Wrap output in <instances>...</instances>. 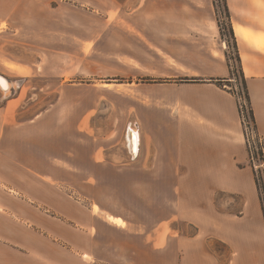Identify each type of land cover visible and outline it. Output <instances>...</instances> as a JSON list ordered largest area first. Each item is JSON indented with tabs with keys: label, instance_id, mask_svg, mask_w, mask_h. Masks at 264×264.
Wrapping results in <instances>:
<instances>
[{
	"label": "crops",
	"instance_id": "crops-1",
	"mask_svg": "<svg viewBox=\"0 0 264 264\" xmlns=\"http://www.w3.org/2000/svg\"><path fill=\"white\" fill-rule=\"evenodd\" d=\"M56 2L81 13L79 19L67 14V22L98 21L109 28L102 35L113 49L105 55L111 77L127 81L140 127L136 172L125 175L181 184L172 194L155 195L176 197L171 210L160 206L155 213L147 203L105 201L118 195L105 188L108 166L97 147L85 167L69 159L66 164L77 172L66 167L58 175V160L42 159L52 150L41 143L59 134L56 114L48 109L19 121L18 92L0 107V264H264V214L239 103L211 82L231 75L213 0ZM39 3L0 0V27L9 24L6 38L17 35L9 32L12 24L24 22L27 8ZM227 3L264 139V0ZM91 28L82 27L80 49L101 54L98 49L108 48ZM5 49L0 42V59ZM89 119L77 117L75 129L87 128ZM114 176L121 180L122 173ZM57 182L79 185L68 193ZM220 193L246 200L241 216L219 211Z\"/></svg>",
	"mask_w": 264,
	"mask_h": 264
},
{
	"label": "rangeland",
	"instance_id": "rangeland-1",
	"mask_svg": "<svg viewBox=\"0 0 264 264\" xmlns=\"http://www.w3.org/2000/svg\"><path fill=\"white\" fill-rule=\"evenodd\" d=\"M216 3L215 6L213 0L215 13L220 20L221 38L226 46V54L231 57L232 71L235 72L231 83L224 81L220 84L238 95L239 102L241 101L245 108H249L235 48L237 39L235 36L234 40L230 34V23L226 17L223 0H217ZM30 13H33L32 16ZM72 13L77 19L81 17L76 7L71 8L56 0H40L35 9L27 8L24 22L15 21L10 27L9 32L17 35L20 32V37L15 35L6 38L5 30L9 24L2 23L0 42L6 49L3 52L4 59H0V75L9 80L15 90L11 88L7 91L0 86V107L7 99L22 92L19 121L31 120L48 109L54 110L59 134L52 140L41 139V143L48 149L47 151L50 147L52 150V153L43 151L45 154L42 155V159L58 160V175H62L61 169L66 167L74 168L73 171L77 172V167L66 164V160L69 159H74L75 165L85 167L91 149L97 147L96 151H99L97 157L108 166L104 172L105 188L115 191L118 195L116 200L112 197L105 198L106 202L114 204L116 201L115 205L119 202L127 206L147 203V206H153L155 213L159 211L160 206L168 205L171 210L176 197L155 195L172 194L181 183H147L135 181L125 175L136 172L133 161L137 159V155H132L128 133L131 124L137 122V111L127 99L128 86L123 85L127 84V81L111 77L114 73L112 64L108 62L111 58L105 55L111 56L113 49L106 41L105 35H102L103 31L109 28L98 21L67 22V14ZM72 25L74 29H71ZM83 26H91L94 36L102 35V48L108 49H98L101 54L93 52L90 47L80 49ZM221 28L224 29L223 36ZM91 29L85 34L91 32ZM108 84L112 86H107ZM21 86H24L23 89ZM247 112L248 110L245 111L246 114ZM83 114L89 115L90 123L87 128L85 127L86 129L81 127L76 130L77 117ZM247 122L246 132L251 144L254 147L258 144L263 146L264 139L257 136L249 118L246 119ZM249 165L251 166L250 160ZM254 169L263 171L264 163L257 160ZM116 173H122L121 180L115 178ZM57 184L60 189L68 193L79 185L74 183L75 187H72L63 182ZM90 184L95 185L94 182ZM141 195L143 198L140 197ZM216 203L219 211L232 216H241L246 200L242 196L220 193L217 195ZM187 230L193 232L190 227ZM217 249L221 252L225 251V247L220 243L217 244Z\"/></svg>",
	"mask_w": 264,
	"mask_h": 264
},
{
	"label": "trees",
	"instance_id": "trees-1",
	"mask_svg": "<svg viewBox=\"0 0 264 264\" xmlns=\"http://www.w3.org/2000/svg\"><path fill=\"white\" fill-rule=\"evenodd\" d=\"M216 1L217 0H214V3H215V6H216ZM224 4H225V13H226V17L230 23V34L232 36V38L235 40V35H234V31H233V28H232V22H231V15H230V12H229V8L227 6V2L226 0H223ZM218 7V5H217ZM220 22V20H219ZM221 31H222V36H223V31L224 29L221 28ZM235 48H236V51H237V58H238V62L240 64V68H241V72H242V78L244 80L243 82V85H244V89H245V97H246V101L247 103L249 104V108H245L244 111L248 110L247 114L245 113V117L246 119L249 118L250 121H251V125L254 129V131L257 133V136L260 137V135L258 134L257 132V125H256V120H255V116H254V112H253V109H252V106H251V100H250V95H249V91H248V85H247V79L245 77V74H244V71H243V67H242V63H241V57H240V54H239V50H238V47L236 45V42H235ZM227 56V61H228V64H229V67H230V72H231V75H230V79H222V80H211V82L213 83H216L218 86L220 87H223L220 83L224 82V81H227L228 83H231V79H234L233 77L235 76V72L232 71V67H231V57L229 56V54L227 53L226 54ZM183 82H200V80L198 79H185ZM228 92H230L233 96L236 97L238 103H239V108H240V113H241V117H242V121H243V127H244V131H245V135H246V139H247V148H248V151H249V157H250V164H251V167L254 168L255 165H256V162L258 160L259 161H262L264 163V145L263 146H260L258 144L257 147H254L251 142H250V139L247 135V132H246V123H245V120L243 119V111L241 109V105H240V102H239V96L236 95L235 93L231 92L230 90L226 89ZM261 138V137H260ZM256 160V162H255ZM254 175H255V181H256V185H257V188H258V192H259V198H260V202H261V205H262V210H263V214H264V170L263 171H256L254 169Z\"/></svg>",
	"mask_w": 264,
	"mask_h": 264
},
{
	"label": "built area",
	"instance_id": "built-area-1",
	"mask_svg": "<svg viewBox=\"0 0 264 264\" xmlns=\"http://www.w3.org/2000/svg\"><path fill=\"white\" fill-rule=\"evenodd\" d=\"M240 105H241V109L243 111V119L245 120V123H246V117H245V111H244L245 107H244V104L242 102L240 103ZM246 124H248V122ZM129 128H131L129 133H128V137L130 140V150L133 152L132 153L133 156L134 155L138 156V151H139V146H140L139 123L134 122V124L132 123ZM136 140H138V143H136Z\"/></svg>",
	"mask_w": 264,
	"mask_h": 264
},
{
	"label": "bare ground",
	"instance_id": "bare-ground-1",
	"mask_svg": "<svg viewBox=\"0 0 264 264\" xmlns=\"http://www.w3.org/2000/svg\"><path fill=\"white\" fill-rule=\"evenodd\" d=\"M0 86L2 87V89H6L7 91H10L12 88L11 82H9V80H6L3 75H0Z\"/></svg>",
	"mask_w": 264,
	"mask_h": 264
}]
</instances>
